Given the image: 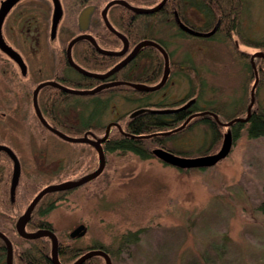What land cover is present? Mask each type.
<instances>
[{
	"label": "rangeland",
	"instance_id": "rangeland-1",
	"mask_svg": "<svg viewBox=\"0 0 264 264\" xmlns=\"http://www.w3.org/2000/svg\"><path fill=\"white\" fill-rule=\"evenodd\" d=\"M63 1L69 13H65L60 33L52 44L51 0H22L4 25L7 40L23 54L30 69L27 80L11 61V110L6 125L0 124V138L18 154L25 169L22 186L29 184L26 191L21 188L19 192L20 198L25 196L23 205L16 208L4 205L1 185L7 180L11 164L0 158V230L12 238L16 236L11 220L17 218L40 187L56 178L41 170V165H36L39 170L35 167L36 161L39 162L36 153L46 152L51 161L59 159L56 168L60 170L56 174L67 173L69 177L90 171L93 158L97 157L90 145L65 141L37 127L31 107L33 87L52 76L51 66L56 60L65 61L63 52L51 54V47H67L69 38L76 32L73 28L77 11L70 12L79 0ZM157 20L156 28L147 39L163 42L177 68L171 69L167 85L149 96L113 95L111 102L106 103L101 123L121 121L124 126L130 112L140 104L176 102L172 107H177L194 97L201 111L215 109L222 122L229 121L227 117L251 99L255 75L251 77L246 62L232 53L221 36L183 37L172 23ZM240 29L246 39L264 42V0H245ZM232 35L240 50L251 55L264 52L259 46L244 43L238 34ZM107 37L113 41L109 35ZM144 56L152 58L153 66L161 65L150 50H145ZM148 57L149 64H138L142 71L138 73H144L148 65L150 68ZM2 68L3 56L0 55V73ZM181 70L190 74L191 83ZM144 83L155 82L146 80ZM23 87L28 97H23L19 91ZM255 95L254 110H264V82ZM77 98V102L86 104V117L89 116L93 108L91 97ZM190 123L176 138L168 140L166 147H158L188 157L219 150L227 132L226 125L219 124L215 135L206 123L193 119ZM247 126L246 123L237 138L234 137L228 156L204 168L179 169L155 156L142 159L132 151H106L107 162L101 175L59 199L57 208L47 216L56 230L59 247L65 243L86 251L92 245H102L109 250L106 251L113 264H264V212L259 209L264 200V136L250 137ZM59 129L80 136L66 127ZM80 224L88 228L86 234L71 237L72 230ZM89 259L88 264L101 261L93 256Z\"/></svg>",
	"mask_w": 264,
	"mask_h": 264
},
{
	"label": "flooded vegetation",
	"instance_id": "flooded-vegetation-1",
	"mask_svg": "<svg viewBox=\"0 0 264 264\" xmlns=\"http://www.w3.org/2000/svg\"><path fill=\"white\" fill-rule=\"evenodd\" d=\"M21 1L22 0H20L18 3H16L13 6V8L6 15V17L4 19V22H3V26H2L3 35H4L5 40L9 44H10V42L7 40V38H6L5 34H4V25H5V22H6L7 18L10 16L11 12L13 11V9L16 6H18V4ZM51 1H52V4H53V0H51ZM60 1H61V4H62V15H61L60 21L58 23L57 30H56V35H55L54 38H52V36H51V31H52V19H51L50 44H52L53 42L56 41V39H57V37H58V35L60 33V30H59L60 24L64 20V17L66 15H68V13H69L68 10H67V8H66L68 6L65 5V3H64L63 0H60ZM109 1L110 0H79V1H77L76 6H74L73 3H72V5L75 7V10H74V7H73L70 13H75L77 11L76 23H75V26L73 28L76 32L69 38L68 43H69V41L72 38H74V37H76V36H78L80 34H83V33H88V34L92 35L96 39V41L98 42V44L102 47V45H103V43H102V40H103V37L102 36H103V34L106 35V31L111 32L110 29L108 28L106 22H105V19L103 17V13H102L103 12V9L105 8L106 4ZM125 1H127L128 3H130L131 5L136 6V7L151 8V7H154L155 5H157L161 0H159L156 3H152V2H154L153 0H125ZM218 1H220V2L223 1L225 3L226 2H229V4H231V2H232V0H218ZM171 2H172V8L169 7V4ZM167 4H168V7H167ZM205 5H206V3L204 2V0H167V2L164 4V6L160 10H158L156 12H148V13H146V12H136V11L132 10L131 8L126 7L124 5H121V4H114V5H112L108 9V12H107L108 19L110 20L111 24L117 30H119L120 32H122L126 36V38H127V51H126V53L124 55L120 56V60H122L126 55H128L138 42H140L142 39H145V38H142L140 40H136L135 36H138L139 35L138 34L139 30H141V31L142 30H144V31L145 30H154V28H156L155 27V22L156 21H159V20H157V18L158 19L161 18V20H163L165 22H169V23H172V20H174L175 24L172 23L173 26L177 28L178 32L183 37H188V36L200 37V36H196V35L190 34L189 32L183 30L179 26V24L176 22V15H178L179 18L186 25H188L189 27H191L193 29H196V30H199L198 28L209 27V26L212 25L211 27H209L208 30H206V31H210L217 24H218V30H220L223 25H225V27H226L229 24V21H227L228 16H229V13H231V11L229 9L226 10V11L221 10L218 13H216V12H213L212 9L209 10L207 8H204ZM85 8H90V10H91L90 11V20H89L88 27L85 30L84 29L81 30L80 27H79V19L78 18H79L80 12L83 9H85ZM53 10H54V4H53ZM65 13H67V14L65 15ZM156 13L158 15H157V17L155 19V18H153V14H156ZM52 18H53V13H52ZM208 38H210V37H208ZM118 39L120 40V47L117 50H120V49H122L124 47V41L121 38H119V37H118ZM81 41H85L84 43L87 46L92 47L96 52H99L96 49V47L94 46V44L92 43V41H90L89 39H82V40L78 41L76 44L80 43ZM68 43H67V45H68ZM74 46H73V48H74ZM59 47H60L59 45L56 46V47H53V48L51 47V50H50L51 51V54L53 52H55V54L57 53V55H58L59 54V51H62L63 54L65 53V56H66V47L63 46L62 49H60ZM34 51H36V50H34ZM243 52H245V51H243ZM72 54H73V49H72ZM0 55L3 56V68H2V72L0 73V124L2 126H5L6 123L8 122L6 120L8 118V113L10 114V110H11V100H10V82H11L10 81L11 80V78H10V63H11V61H13L15 63V65L18 66L21 75L23 77H25L26 79H27V77H29L28 73H29L30 69H29V64L24 59L25 62H26V71L25 72H22V70H21L20 66L18 65V63L15 62L1 48H0ZM21 55L23 56L22 53H21ZM143 56H144V48L140 49L139 52L135 55V57L124 66V67H127L128 68L127 69V74L128 75L137 76L138 74H144L145 73L147 75L146 78H150V75L151 74H154L156 72L157 66H153V60H152V58L150 59L148 56H146V57L145 56L143 57ZM147 57H148L149 60H151V66L149 68V65H148L147 70L144 73H140L142 71L139 70L138 64H140V65L143 64L144 65L146 62L149 64L148 60H146ZM23 58H24V56H23ZM73 58H74V56H73ZM74 60L76 61L77 64H79L80 66H82L83 68H85V69H87L89 71L95 72L94 70L90 69V67H92V68H94L96 70H100L97 73H104V72H106V70H102L101 67H99V66H91L85 60H77L75 58H74ZM190 60H191V58H189V61ZM99 62H101V60ZM150 69H151V71H150ZM138 71H140V72L138 73ZM51 72H52V76L50 78L48 77L46 79H43V80L39 81L33 87L32 93H31V100H32V106L31 107H32V110H33V113H34V116H35V119H36L35 125L37 127L38 126L42 127V129H43V131H45V133H50V134L54 135L55 137L61 138L56 133H54L50 129H48L42 123V121L40 120V118L38 117V115L36 113V110H35V107H34V103H33V92H34V89L36 88V86L39 83H41L43 81H47V80L58 81V82L66 85V86L74 87V86H70L69 85V82L70 83L71 82H75L76 84H80V85L81 84H86V80L85 79L86 78H90L91 76L84 74L79 69H77L74 66H72L67 61V57H66V60L64 62H61L60 60H58V61L56 60V63L54 64V66H51ZM112 75L109 76L106 79L98 78L99 82L96 85L92 86V87H87V88L80 87V88L81 89H91V88H94V87H96L98 85H101L103 83H106L108 81L117 80V79H113L112 78L113 77ZM118 80H123V79H118ZM138 82H145V81H138ZM55 88H57V87H55ZM75 88H79V87H75ZM42 89L39 91L38 97H39ZM58 89L48 90V91H46V94H44L45 92L42 91L43 98L46 96V98H44L45 102L42 101L43 102L42 104H41V100L39 101V99H38L39 107H40V109H41L44 117L48 121V123L50 125L56 127V128H60V127H63V128H65V127L66 128L67 127H73V126H76V125H80L82 123H85L84 119L82 120L80 118L81 117L80 116V113L84 110L83 104L82 103H76L75 104L73 102L69 103V101L67 99L63 98L64 95H61L60 90H62V89H60V88H58ZM19 91L21 92V94H22L23 97H25V96L28 97V93H27L28 91H27V89L25 87L20 88ZM62 92H66V91L62 90ZM195 98H196V101H197L198 100L197 97H195ZM62 99H63V101H62ZM183 103H185V102H183ZM153 107L154 106H148V107H145V108H150L151 109ZM140 108H144V107H139L137 109H140ZM156 108H159V107H156ZM137 109H135V110H137ZM60 110H63V113ZM186 110L190 111V110H192V107H189ZM210 111H214V110H210ZM145 112H147V111H145ZM194 112H199V111H194ZM194 112H187L188 114L186 113L184 116L187 118L188 116H190ZM131 113L132 112H130V114ZM141 113H143V112H141ZM141 113H139V114H141ZM172 114H174V113H172ZM57 115L61 119L60 121L57 120V118H56ZM206 115H208L209 117H211L217 124H219L218 121L212 115H209V114H206ZM131 118L132 117H130L129 119H131ZM190 121L188 122V124L190 123ZM95 122H96V124L98 122L101 123V120H98V121H95ZM112 122H114V121H112ZM202 123H204V122H202ZM180 125L181 124H179L178 126H180ZM178 126H174L173 128H170L168 130L174 129V128L178 127ZM34 129H36V128L34 127ZM228 130H231L232 133H233V136H234V124H232L230 126H227V131ZM86 132L88 133V136L91 139H94V140L95 139H98V138H102L104 136V134H105V131H104L103 134H101L100 131L94 130L92 128L88 129ZM175 132H177V131H175ZM172 133H174V132H172ZM84 134H82V135H84ZM82 135H80V136H82ZM40 139H41V137H40ZM61 139H63V138H61ZM65 141H67V140H65ZM0 144L8 145L4 141V139H2V138H0ZM85 144L90 145L92 148H94L93 150H96V152H97L96 160L98 162H97L96 167H94L92 169H89L90 171H88V172H86V173H84V174H82V175H80L78 177H69V176L66 175L67 173H60V174L58 173V174H56V171L59 169V168H56V166H57L56 163L60 162L59 159H56V160L52 159V161H51L49 159L48 155L46 154V152H43V154L41 152H39V154L38 153L35 154V156L39 160V162L36 161L35 167L39 170V168L36 165H41L42 166L40 168L41 170H43L46 174H53V175H55L56 178H54L51 181L46 182L42 187H40L36 191V193L28 201V203L25 206L24 210L20 214H18V216L16 218V221L20 217V215H22L25 212L26 208L28 207V205L32 201V199L35 197V195L38 192H40V190L43 189L45 186L50 185V184H56V183L64 182V181H67V180H77V179L81 178L82 176H84V175H86V174H88V173H90V172H92V171H94V170H96L98 168V166H99V153H98L97 149L92 144H90V143H85ZM8 146H10V145H8ZM154 148H156V147H154ZM47 153H48V151H47ZM17 156H18V154H17ZM0 158H3L5 161H7V162H9L11 164V171H9V173H8L7 180L4 181V184L3 185H1L2 186L1 193L3 194V196L1 197V200H3L4 201L3 204L4 205H7L9 208H11V207H15L16 208V206H20V205H23L25 203V201H24L25 196L23 195V196H21V198L19 197L20 196L19 195L20 189L22 188L24 191H26L27 188H29V186H28L29 184H27V186H22L23 178L25 176V175L23 176L25 169L23 167V164H22V161H21L20 157L18 156V158L20 160V163H21V174H20L19 182H18V184L16 186V189L12 193L11 192V181H12V173H13V161L10 158V156L4 150H0ZM158 159L160 161H162L163 163H166L162 159H160V158H158ZM93 160H94L93 163H95V161H96L95 158H93ZM179 169H181V168H179ZM53 175H51V176H53ZM98 177H96V178H98ZM96 178H94L92 180H95ZM92 180H90V181H92ZM90 181H88V182H90ZM87 183H84L83 185H85ZM83 185H80V186H77V187H73V188H70V189H66V190H60V191H67L68 192L66 194V197H67L68 194L71 191H75L76 189L80 188ZM56 192H59V191H54V192L46 193L40 199V201L36 204V206L34 207L32 213H31V216H30V218H29V220H28V222L26 224V229L28 231H31L32 232V231H36V230H39V229H49V230H52V231H54L56 233V230L54 229V226H53L52 222L49 221L48 218H47V216H50V214H52V211L54 209H56L57 206H58V201H59L58 197L59 196L58 195H53V193L55 194ZM22 198H23V200H22ZM44 198H46V199L44 200V202H42V200ZM41 202H42V204H41ZM39 207H40V209L41 208L43 209V208H46L47 207L50 210H48L47 212H45L44 214L41 215L40 213L39 214L37 213V209H39ZM16 221L14 223V228H15V230L17 232V229H16ZM30 222H32V223H34V224H36L38 226L35 229H30L28 227V224ZM44 223H46L45 226H44ZM14 228H13V230H14ZM87 230H88V228L86 227V232H87ZM1 231H3V230H1ZM86 232H85V234H86ZM5 234L8 236L7 233H5ZM77 237H80V236H77ZM40 238H47L48 240L51 241L50 237L47 236V235L41 236V237H39L37 239H40ZM39 244H40V242H39ZM41 245L44 246L43 244H41ZM3 246L5 248V253H4V251H2L1 254H0V255L3 256V257H0V264H7V262H6V260H7V246H6L5 241H4V245ZM3 246L0 245V249L1 250H3L2 249ZM13 249H14V247H13ZM51 249H52V242H51ZM94 249H104V248L102 247V245H92V246L88 247V249L86 250V252L87 251H90V250H94ZM49 257L51 259V253H50ZM14 259H15V252L13 250V264H15L14 263ZM51 261H52V259H51Z\"/></svg>",
	"mask_w": 264,
	"mask_h": 264
},
{
	"label": "trees",
	"instance_id": "trees-1",
	"mask_svg": "<svg viewBox=\"0 0 264 264\" xmlns=\"http://www.w3.org/2000/svg\"><path fill=\"white\" fill-rule=\"evenodd\" d=\"M155 1L156 0H154V2H152V3H156ZM204 2L206 3L204 8H207L209 10L212 9L213 12L218 13L221 10L226 11L228 9L231 11V13H229V16L227 19V21H229V24L226 27H225V25H223L221 27V29L218 30L213 36H210V38L221 36L230 46L232 53L236 57H239L243 61L246 62L247 66L249 68V72L251 73V77L254 78V76H253L254 70H253L251 63H250L251 54H249L247 52H243L242 50H240L238 47L237 41H235V38L232 35L233 33L238 34L240 36V39H243L244 43H246L248 45L259 46L264 50V42L263 41L259 42V41H253L250 39L248 40L243 36V34L241 32L240 27H241V19H242L244 10H245V0H232L231 4H229V2L225 3L223 1H222L223 2L222 3L218 0H204ZM168 4H167V7H168ZM169 7L172 8V2L169 4ZM157 15H158L157 13L153 14V18L156 19ZM172 23L175 24L174 20H172ZM211 26H209V27H211ZM209 27L198 28V29L200 31H206L209 29ZM151 31H153V30H145V31L139 30V32H138L139 35L138 36L134 35V36H135L136 40H140L142 38H147L148 34ZM107 33H109V34H107ZM108 35L111 38H113L112 42H110V39L107 37ZM112 35H113V37H112ZM102 37H103L102 47H104L106 49H109V48L118 49V45L120 43V40L118 39V37L115 34H113L111 32H106V35L103 34ZM206 38H208V37H206ZM84 42L85 41H81L80 43H78L74 46L73 56L75 59L85 60L91 66H99V67H101L102 70H106V71L109 70L111 67H113L120 60V57H118V56L106 55V54H103L101 52H96L92 47L87 46ZM159 42L163 45V42H161V41H159ZM145 50H150L152 56H154V58L157 59V62H159V64H161V65H156L157 71L150 78H146L147 75L145 73L144 74H138L137 76L128 75L127 74V69H128L127 67H124L121 70L115 72L112 75L113 76L112 78L117 79V80L123 79V80L134 81V82L146 81V79H147V80L153 81V83L155 82L154 84L159 82V80L161 79V77L163 75V71H164V57H163L162 53L155 47L146 46V47H144V51ZM62 57L66 60L65 53L63 54ZM171 58L172 57L170 56L171 69L177 68V63L173 62L171 60ZM100 60H101V62H99ZM255 61H256V66L258 68V73H259V83L256 87V90H257L258 86H260V84H262V82H264V57L258 56V57H256ZM160 69H161V71H160ZM181 72L186 73V75H188L189 78L191 77L187 71L181 70ZM85 80H86V84L80 85V84H76L75 82H71V83L69 82V85L74 86V87L87 88V87H92L99 82L98 78H94V77L86 78ZM191 82L192 81L190 78V83ZM54 89H58V88H55L52 86H45V87H43L42 91L45 92L44 94H46V91L54 90ZM42 91L38 97L39 101L41 100V104L43 102H45L44 98H46V96L43 98ZM60 92H61V95H64L63 98L67 99L69 101V103L73 102L75 104L80 103V102H77L78 101L77 99H79L77 97H85L86 99H89L87 97H91L90 99H91V104H92L93 108H91L89 116L87 115V117H86L87 111H86V106H85L86 104L85 103L83 105L84 110L80 113V116H81L80 118L82 120L84 119L85 123H82L80 125H76L73 127H67L68 130L77 132L81 135V134H84L90 128H92L94 130H98L100 132L106 131L107 125H103L102 123H99V122L96 124L95 121L102 120L103 116L106 113V107L108 106V105H106V103L111 102V99H112L111 97L113 95L116 94V95H121V96L126 97V95H128V94L137 93L141 96H149L155 91H139L130 85H117V86L105 88L101 92H98L94 95H77V94H71V93L69 94L67 92H62V90H60ZM104 95L106 96V98L103 99L102 96H104ZM62 101H63V99H62ZM94 101H96L97 103H100V104L94 106L93 105ZM249 102H250V99L248 98V100H246V102L244 101V105H242L239 109H236V111L232 115L228 116L227 119L231 120L235 117L243 116L242 114L244 113V111L246 113L247 107H248L247 104ZM175 105H176V102H173L171 104L160 102L157 104H153V103L152 104H149V103L140 104L139 107L156 106V107L162 108V107H168V106L172 107ZM191 107H192V110H190V111L185 109V110H181V111L174 113V114H160V113H154L151 111L150 112L149 111L143 112V113L138 114V115L132 117L131 119H129L128 122L124 126L120 123L121 121H117L119 124H121L122 129L126 133H124L117 125L111 126L109 137L102 144L103 148H104L105 152L106 151L113 152V151H117V150H119V151H132L142 159H150V158L155 156V154L153 153L154 147H158V146L166 147L167 141L170 139L176 138V136L179 133H181L182 131H184L186 129V127L183 128L182 130H179L177 132L170 133V134H164L163 132L168 131V129L173 128L174 126H178L179 124H182L186 120V117L184 115L187 112H194V111L203 110L202 108L199 107L198 100ZM253 107H254V105H253ZM253 107H252L251 117L247 122L238 121V122L234 123V137L235 138H237L238 131L240 132V129L244 128L246 123L248 124V126L246 128H247V131H248V134L250 137L259 138V137L264 136V110H258V109L254 110ZM60 111L63 113V110H60ZM215 111L217 112V110H215ZM56 118L58 121L61 120L58 117V115ZM120 118L121 117H119V119ZM119 119H117V120H119ZM192 119L195 121L198 120V121H202V122L206 123L207 125H209L211 127V129L213 130V133L216 135L217 127H219V124H217L211 117H209L208 115H203V116L198 115V116L193 117ZM190 124L191 123H189L188 125H190ZM113 129H114V131H113ZM143 134H146L149 136L140 137V135H143ZM176 152H178L179 154H182L179 151H176ZM97 162L98 161L96 160L95 163L93 164L92 168L96 167ZM67 193H68L67 191H59V192H56L55 194L53 193V195H58L59 196L58 199H61V198H64ZM45 199L46 198H44L42 200V202H44ZM42 202H41V204H42ZM259 209L264 212V200L260 203ZM48 210H50V209L47 207L43 208V209L42 208L40 209V207H39V209H37V213L38 214L40 213L42 215L45 212H47ZM1 217H2V214L0 215V218ZM7 219H10V218H7ZM15 221H16V217L13 218V220H11L13 225H14ZM45 224L46 223H44V226H45ZM37 226L38 225H36L32 222H30L28 224V227L30 229H35ZM14 234L16 237H14V238L10 237V239L12 240L14 252H15V259H14L15 264H53V262L51 261V259L49 257V255L51 253V241L50 240H48L47 238H40V239L24 238L16 232L15 228H14ZM39 242H40V244H39ZM28 243H30V244H28ZM41 244H43L44 246H42ZM0 245L1 246L4 245V241L1 238H0ZM2 249L3 250L0 249V254L2 251H4V253H5L4 246ZM105 250H108V249L105 248ZM84 252H86L84 249H80V248H77L75 246H71L68 244L66 245L64 243V244H61L59 247V258L63 264H72ZM0 257H3V256L0 255ZM93 257H95L96 259H101V261H100L101 263L98 262V263H92V264H106V261L102 256H97V257L93 256ZM90 259L92 260V258H90ZM90 259L86 260V262L83 264H88Z\"/></svg>",
	"mask_w": 264,
	"mask_h": 264
},
{
	"label": "water",
	"instance_id": "water-1",
	"mask_svg": "<svg viewBox=\"0 0 264 264\" xmlns=\"http://www.w3.org/2000/svg\"><path fill=\"white\" fill-rule=\"evenodd\" d=\"M19 1L20 0H1V2H0V48L6 54H8L15 62L18 63L22 72H25L26 71V62H25L23 56L21 55V53L17 49H15L11 44H9L5 40L4 35H3V29H2L3 22H4L6 15L13 8V6L16 3H18ZM166 2H167V0H161L157 5H155L154 7H151V8L136 7V6L131 5L130 3H128L125 0H110L106 4V6L102 12L103 17H104L105 22H106L108 28L110 29V31L112 33L116 34L119 38H121L124 41V47L120 50H110V49H106V48L101 47L98 44V42L96 41V39L88 33H83V34H80V35L72 38L66 47L67 61L72 66L79 69L81 72H83L86 75H89V76L95 77V78H101V79H106L109 76H111L112 74H114L115 72L122 69L128 62H130L135 57V55L139 52L140 49H142L146 46L155 47L162 53V55L164 57L163 75H162L160 81L157 82L156 84L148 85L144 82H134V81H127V80H113V81H108L106 83L98 85V86L91 88V89H81V88L66 86V85H64L58 81L47 80V81H43V82L39 83L36 86V88L34 89L33 103H34L36 113H37L38 117L40 118V120L42 121V123L48 129H50L52 132L56 133L59 137L63 138L64 140H67L70 142L90 143L97 149V151L99 153V166L96 170L82 176L81 178H79L77 180H67L64 182H60V183H56V184H50V185L45 186L43 189L40 190V192H38L35 195V197L32 199V201L29 203L28 207L26 208L25 212L22 215H20V217L16 221L17 232L19 233L20 236H22L24 238L35 239V238H39V237L45 236V235L50 237L51 242H52L51 259H52L54 264H63L59 258V238H58L57 234L54 231L49 230V229H39V230L32 231V232L28 231L26 229V224H27V222L31 216V213H32L34 207L36 206V204L40 201V199L46 193H50V192H54V191H60V190H66V189H70L73 187H77V186L83 185L84 183H87L88 181L98 177L103 172V170L105 169V166H106V162H107L106 152L103 148L102 143L108 139L111 126L117 125L124 133H126V132L122 129L121 125L117 121H114V122H111L107 125L105 134L102 138H98L95 140L91 139L88 136L87 132L82 136L69 135L65 131H63L59 128H56V127H54L48 123V121L44 117V115H43V113L39 107L38 93L45 86L57 87V88H60V89L66 91L68 93L77 94V95H94V94L100 92L101 90H103L105 88H109V87H113V86H117V85H130L139 91H156L158 89L163 88L165 86V84L167 83V81L170 77V73H171L170 55H169V52L167 51V49L159 41H157L155 39H143L140 42H138L128 55H126L122 60L117 62L113 67H111L109 70H107L104 73L92 72V71H89V70L83 68L79 64H77L73 58L72 49H73V46L78 41H80L82 39H89L90 41H92V43L94 44L96 49L103 54L114 55V56L124 55L127 51V38L122 32L117 30L111 24V22L107 16L108 9L114 4H121V5H124L126 7L131 8L132 10H134L136 12L148 13V12H156V11L160 10ZM53 4H54V10H53L52 31H51L52 38H54L56 35L57 26H58V23L60 21L61 15H62L61 1L60 0H53ZM90 11H91L90 8H85L79 14L78 19H79V27L81 30H83V29L85 30L88 27L89 20H90ZM176 22L179 24V26L183 30L189 32L190 34L200 36V37H210L214 33H216V31L218 30V24L215 25V27L210 31H200V30L193 29V28L189 27L188 25H186L179 18L178 15H176ZM258 56L264 57V52H256L251 56V59H250L251 66L254 70L255 79H254V83H253L252 88H251V99H250V102H249L248 107H247L246 116L235 117L229 121H223L222 122L219 119L218 114L216 112H213V111L194 112L190 116H188L186 118V120L180 126L174 128V129L168 130L166 132H163V133L164 134H170L172 132L183 129L193 117L198 116V115H206V114L212 115L218 121L219 124L226 125V126H230V125H232L238 121L247 122L250 119L251 114H252V107L255 103V98H256V95H255L256 87L259 83V73H258V68L256 66V61H255L256 57H258ZM195 102H196V98L194 97V98L189 99L187 102H185L184 104H182L178 107H162V108H151V109L144 107V108H140V109L133 111L130 114V117H134L137 114H139L141 112H145V111H151V112L160 113V114L177 113L181 110H185V109L191 107ZM146 136H149V135H146V134L140 135V137H146ZM233 144H234L233 133L231 130H228L224 134L223 142H222V145L219 148V150L214 152V153H211V154H205V155H200V156H195V157H188V156L178 155V154L174 153L173 151L166 149V148H163V147L154 148L153 153L155 154L156 157L162 159L164 162L171 164V165H174L178 168H182V169L203 168V167L213 166L217 162H219L221 159L228 156L232 150ZM0 150H4L10 156V158L13 161V173H12V181H11V192L13 193L16 189L18 182H19V178H20V174H21V163H20V160H19L17 154L14 152V150L10 146L5 145V144H0ZM85 232H86V225L80 224L79 226H77L75 229L72 230V232L70 233V236L73 238L77 237V236H82L85 234ZM0 238H2L5 241L6 246H7V260H6V262H7V264H13V250H14L13 249V243H12L11 239L1 230H0ZM96 255L102 256L105 259L106 264H113L110 254L104 249H94V250L87 251L86 253L82 254L72 264H82L89 257L96 256Z\"/></svg>",
	"mask_w": 264,
	"mask_h": 264
},
{
	"label": "bare ground",
	"instance_id": "bare-ground-1",
	"mask_svg": "<svg viewBox=\"0 0 264 264\" xmlns=\"http://www.w3.org/2000/svg\"><path fill=\"white\" fill-rule=\"evenodd\" d=\"M145 39H147V38H145ZM142 40H143V39H142ZM253 54H254V53H253ZM253 54H252V55H253ZM252 55H251V56H252Z\"/></svg>",
	"mask_w": 264,
	"mask_h": 264
}]
</instances>
